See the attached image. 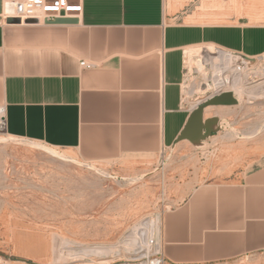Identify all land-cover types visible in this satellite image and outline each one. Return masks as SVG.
<instances>
[{
  "label": "crops",
  "instance_id": "1",
  "mask_svg": "<svg viewBox=\"0 0 264 264\" xmlns=\"http://www.w3.org/2000/svg\"><path fill=\"white\" fill-rule=\"evenodd\" d=\"M83 7L53 22L9 24L0 0V107L9 134L76 159H120L119 180L163 194L165 264L263 255L264 135H250L264 125L239 120L255 114L216 106L227 133L216 138L227 154H178L192 146L179 141L195 110L184 100L187 50L264 56V0H84Z\"/></svg>",
  "mask_w": 264,
  "mask_h": 264
},
{
  "label": "rangeland",
  "instance_id": "2",
  "mask_svg": "<svg viewBox=\"0 0 264 264\" xmlns=\"http://www.w3.org/2000/svg\"><path fill=\"white\" fill-rule=\"evenodd\" d=\"M208 47L197 48L203 53L194 54L190 64L186 55L187 101L217 94L212 65L205 63V72L198 67ZM251 62L256 64L249 65L246 89L264 83V56ZM192 86L196 87L191 94ZM233 95L243 115L255 114L239 120L255 119L263 126L264 97ZM217 116L214 111L208 117ZM217 121V131L200 143L191 142L178 157L199 159L203 154L217 159L216 155L227 154L217 139L226 132ZM1 125L6 131L0 132V264H133L141 235L158 236V219L170 204L163 194L151 195L146 182L119 180L120 159L100 163L72 158L42 141L12 136L6 124ZM263 135L260 131L250 136ZM239 264H264V254Z\"/></svg>",
  "mask_w": 264,
  "mask_h": 264
},
{
  "label": "built area",
  "instance_id": "3",
  "mask_svg": "<svg viewBox=\"0 0 264 264\" xmlns=\"http://www.w3.org/2000/svg\"><path fill=\"white\" fill-rule=\"evenodd\" d=\"M83 1L84 0H2L3 18L6 22L9 20H16L21 24H26L27 22H53L59 18L81 15L84 11ZM219 50L223 51L224 49L219 48ZM237 57L247 62L254 60L242 55H237ZM81 66L88 69L92 68V66L87 65L86 62H82ZM218 95L214 94L209 96L206 101ZM0 108H2L3 113H6L4 107ZM152 220L153 219H151V221ZM155 235L154 233L152 235H141L138 239V245L136 246L137 253L133 264H165L162 240L160 239V241H158ZM138 249L140 250L138 251Z\"/></svg>",
  "mask_w": 264,
  "mask_h": 264
},
{
  "label": "bare ground",
  "instance_id": "4",
  "mask_svg": "<svg viewBox=\"0 0 264 264\" xmlns=\"http://www.w3.org/2000/svg\"><path fill=\"white\" fill-rule=\"evenodd\" d=\"M199 52L203 53L199 49L187 50L186 55L189 56V64L191 63L194 54L199 53ZM204 58H205V61L198 63V65H199L198 67H199L201 72H205L206 71L205 70V63H210L212 65V69L214 70V75L211 77V80L213 81V83L217 87V94H215V95H218V94H221L224 92H232V93L238 95L239 97H241V99L244 98V95H248L249 97H251L254 100L261 98V97H264V83H262L258 86H255L253 88H250V87H249V89L245 88L246 79H247V76L249 74L248 70L251 68L249 65L254 64V66H255V64H256L255 62L243 61L241 59H238L234 55H232V53H229L225 50H223V51L220 50L216 53L213 46L207 48V50L204 52ZM195 87L196 86H194V87L192 86V89H191L192 91L190 90L191 94H192V92L195 91ZM190 92H188V94ZM184 100L186 101V104L188 103L191 105L192 109H196V107L200 103L206 101V99H203V100L191 102V101H187L186 98ZM215 108L216 107H214V106L207 107V109L205 111L206 115H211L214 112ZM5 116H6V113H3L2 108H0V127H2L0 129V132L6 131L5 126L1 125V123H5V121L3 120V119H5ZM160 220L161 219L159 217V219H158V230H157L158 231L157 237L159 238V241L161 239ZM155 225H156V223H155Z\"/></svg>",
  "mask_w": 264,
  "mask_h": 264
},
{
  "label": "water",
  "instance_id": "5",
  "mask_svg": "<svg viewBox=\"0 0 264 264\" xmlns=\"http://www.w3.org/2000/svg\"><path fill=\"white\" fill-rule=\"evenodd\" d=\"M8 23L20 24V22L16 20H9ZM236 105H238V101L235 99L232 92H224L216 97H213L212 99H208L191 113L187 125L179 138V141L189 140L190 142L197 144L209 137L211 133L217 131L215 129L217 124L219 123V121H217V118L204 121V111L207 107Z\"/></svg>",
  "mask_w": 264,
  "mask_h": 264
}]
</instances>
